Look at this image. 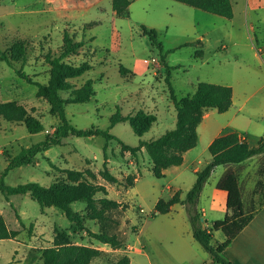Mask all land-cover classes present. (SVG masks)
Instances as JSON below:
<instances>
[{"label": "rangeland", "instance_id": "1", "mask_svg": "<svg viewBox=\"0 0 264 264\" xmlns=\"http://www.w3.org/2000/svg\"><path fill=\"white\" fill-rule=\"evenodd\" d=\"M260 1L256 14L245 15L240 3H234L233 16L226 18L176 0H131L124 16L114 14L111 0H0V49L6 50L16 40L24 41L26 59L14 62V66L32 79L48 81L50 65L44 56L60 53L64 31L76 41L83 40L63 61H87L90 68L69 78L70 89L60 94L66 97L87 79L94 92L87 101L66 102L65 114L77 128L94 126L114 136L107 140L101 134H69L59 144L36 153L30 162L9 169L3 182H76L74 175L62 169L88 170L80 181L103 184L106 196L121 202L116 208L105 209V218H93L85 203L74 201L71 209L77 215L70 219L54 205L41 207L28 192L8 194L0 189V218L13 234L0 238V264H38V256L53 245L55 236L99 248L100 255L88 264H113L123 255L128 256V264H213L209 252L192 235L186 202L174 203L166 213L156 212L154 206L159 198L169 197L172 187L179 188L181 199L185 198L196 177L194 169H201L210 159L208 144L215 136L234 130L246 135L252 145L264 135V0ZM141 25L156 29L162 50L143 33ZM199 47L203 55L197 57ZM161 55L174 66L169 81L178 98L194 92L198 81L228 84L233 92L226 111H204L196 127V144L183 153L180 164L168 166L158 178L152 174L143 148L133 157L119 140L137 145L141 139L156 138L175 125L176 112ZM119 64L134 75L121 74ZM36 90L35 84L18 77L0 60V102L23 104L43 126L41 131L30 133L23 122L0 116V175L13 155L51 136L59 123L46 98L37 96ZM117 108L123 114L143 109L154 113L156 120L137 135L127 120L110 125L109 117ZM104 155L107 168L119 182L110 183L99 175ZM230 168L237 172L246 202L254 200L257 195L252 188L264 172V157L256 154ZM224 169L223 165L213 168L196 200L194 208L201 226L224 216L221 192L215 189ZM127 175L135 177L130 186L126 185ZM260 178L264 181V175ZM103 195L97 192L94 197ZM86 229L115 233L122 246L113 249L101 244L88 236ZM223 238V232L216 230L211 241Z\"/></svg>", "mask_w": 264, "mask_h": 264}, {"label": "trees", "instance_id": "2", "mask_svg": "<svg viewBox=\"0 0 264 264\" xmlns=\"http://www.w3.org/2000/svg\"><path fill=\"white\" fill-rule=\"evenodd\" d=\"M189 6L204 10L209 13L217 14L226 18L232 17V6L230 0H176ZM131 0H111V6L116 16L127 14L128 6ZM143 33L149 35L152 43L163 48L162 43L157 40V31L153 27L141 25ZM64 44L58 55L50 56L46 54L44 59L49 63V78L46 83L32 79L21 67H15L14 62H24L26 59V46L24 41L16 40L6 49H0V60L13 68L15 74L25 79L29 83L37 86L36 94L45 97L49 103L50 112L57 116L59 123L54 128L53 134L46 136L43 140L34 143L28 147H23L18 153L13 155L8 165L3 169L0 175V189L8 194L28 192L41 207L46 204L54 205L66 212L68 218L73 219L77 213H73L71 204L74 201H80L86 204L91 210L90 216L93 218H105V209L116 208L121 205L120 201L106 196L107 189L101 183H89L83 179V172L88 170L62 169L67 175H74L70 182L52 181L49 185H42L35 181H28L17 185H8L3 182V176L13 167L23 163L30 162L31 158L38 152L48 149L52 144H59L61 138L74 134L77 136H89L101 134L107 140L114 138L108 130H102L94 126L87 128H77L72 125L65 114L66 102H83L90 99L94 90L91 80L87 79L79 88H72L66 97H62L60 92L70 89L69 78L81 75L90 68V63L82 61L78 64L64 62L63 58L74 52L83 44V40H74L66 31L63 33ZM197 42L201 45V40ZM201 47L195 51V56H202ZM160 61L165 71V80L169 85V96L176 112L175 125L166 130L156 138L149 140H140L137 145H130L119 140L121 146L128 150L133 157H136L137 151L143 148L148 155L151 166L150 170L155 177L164 176V169L170 165H178L183 160V153L192 148L198 139L196 127L203 117L204 111L209 108H215L219 112L226 111L232 103V87L228 84L212 83L207 81H198L194 92L178 98L169 81L170 69L174 66L167 64L164 55L160 56ZM119 72L123 75L134 73L119 64ZM0 116L3 119L23 122L27 131L30 133L41 131L42 124L30 116L25 106L14 100L0 102ZM127 120L137 135H142L147 131L151 124L156 120L154 113L138 109L133 113L123 114L117 108L109 117L110 125L118 121ZM210 153L209 161L201 168L195 170V180L187 190L185 198L181 199L180 189L171 188L167 199L159 198L154 206L156 212L166 213L174 203L186 202L189 206V221L192 228L193 237L207 250L213 264H231L223 256V249L231 242L234 236L248 223L254 213L260 206H264V181L260 178L264 172L257 178L252 191L257 197L246 202L237 172L232 168L233 165H239L250 157L264 153V135H261L255 144H250L247 137H242L236 131H229L215 136L208 144ZM102 169L99 175L110 183L119 182L118 178L107 168V157L104 155ZM217 165H223L224 171L221 173L215 183V187L226 193L225 214L220 219L210 222L209 226H201L199 222V213L194 205L202 190L203 184L211 174L213 168ZM95 177L94 173H90ZM133 175H127L126 185L130 186L134 181ZM260 188V189H258ZM101 192L104 195L95 199L94 195ZM96 203L100 205L97 208ZM18 216V215H17ZM19 218V216H18ZM221 230L224 238L221 241L212 242L213 231ZM88 236L101 244H107L113 249L122 246V241L115 233H108L106 230L91 231L86 229ZM61 234V233H60ZM13 234L10 232L2 219L0 218V238H8ZM63 236V235H62ZM101 250L95 246L85 244L71 243L67 237L55 236L52 246L46 247L38 256V264H88L94 257L99 256ZM129 258L123 255L113 264H128Z\"/></svg>", "mask_w": 264, "mask_h": 264}, {"label": "crops", "instance_id": "3", "mask_svg": "<svg viewBox=\"0 0 264 264\" xmlns=\"http://www.w3.org/2000/svg\"><path fill=\"white\" fill-rule=\"evenodd\" d=\"M230 2L232 6V16L234 13V3H240L245 15L256 14L262 6L260 0H230ZM238 134L242 137H246V135L240 132H238ZM257 155L259 157H264V153ZM251 158H253V156L247 160H250ZM195 170L197 169H194V171ZM215 189L218 192H221L219 193V199L225 214L226 193L216 187ZM212 203L214 204L215 200H213ZM209 225L210 224H207L205 226ZM222 254L231 262V264H264V206H260L257 209L248 223L223 249Z\"/></svg>", "mask_w": 264, "mask_h": 264}]
</instances>
